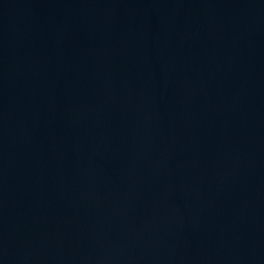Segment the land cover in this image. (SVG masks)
Wrapping results in <instances>:
<instances>
[{"label": "water", "instance_id": "obj_1", "mask_svg": "<svg viewBox=\"0 0 264 264\" xmlns=\"http://www.w3.org/2000/svg\"><path fill=\"white\" fill-rule=\"evenodd\" d=\"M0 264H264V0H0Z\"/></svg>", "mask_w": 264, "mask_h": 264}]
</instances>
